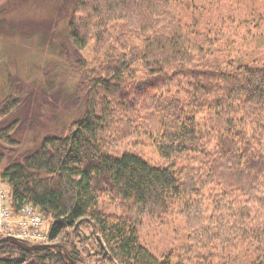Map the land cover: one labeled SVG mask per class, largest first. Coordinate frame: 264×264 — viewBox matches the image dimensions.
Instances as JSON below:
<instances>
[{"label":"trees","instance_id":"1","mask_svg":"<svg viewBox=\"0 0 264 264\" xmlns=\"http://www.w3.org/2000/svg\"><path fill=\"white\" fill-rule=\"evenodd\" d=\"M40 1L2 0L0 25L9 7ZM52 1L76 68H86L90 39L109 50L94 78L79 72L85 110L62 134L20 153L17 121L0 127L12 212L32 205L78 264L68 230L82 224L97 264H264V0ZM36 16L29 20L47 18ZM18 107L15 98L0 102V119ZM139 144L164 164L135 152ZM175 216L187 245L157 256L140 230ZM0 264L69 263L57 249L1 242Z\"/></svg>","mask_w":264,"mask_h":264},{"label":"rangeland","instance_id":"2","mask_svg":"<svg viewBox=\"0 0 264 264\" xmlns=\"http://www.w3.org/2000/svg\"><path fill=\"white\" fill-rule=\"evenodd\" d=\"M50 2L53 1L9 7L8 16L5 12L4 23L0 25V102L12 98L19 102L14 113L0 119V127L17 121L12 137L18 141L14 150L20 153L36 148L44 136L62 134L71 121L84 113L87 93L85 81L81 85L79 72L94 78L92 71L106 62L109 50L108 41L100 43L90 39L80 54L86 68H76L73 50L64 32L60 31L64 12L51 13ZM30 9L35 13L26 15L24 12ZM36 13L41 16L45 13L47 18L29 20L36 18ZM116 38V43L125 40L124 34ZM134 151L152 164H164L157 157L154 146L139 144ZM3 186L8 194L7 185L3 183ZM100 200L102 210L114 211L108 198ZM44 221L43 231L49 233L50 220L45 218ZM68 232L74 237L73 243L85 264H97V246L89 227L82 224ZM139 237L140 242L157 256L169 250L181 251L182 246L187 245L184 220L178 216L165 224L142 227ZM51 241L63 247L61 236Z\"/></svg>","mask_w":264,"mask_h":264},{"label":"built area","instance_id":"3","mask_svg":"<svg viewBox=\"0 0 264 264\" xmlns=\"http://www.w3.org/2000/svg\"><path fill=\"white\" fill-rule=\"evenodd\" d=\"M7 190L0 180V236L10 235L29 243H52L43 231L44 218L31 205L15 215L7 205Z\"/></svg>","mask_w":264,"mask_h":264},{"label":"water","instance_id":"4","mask_svg":"<svg viewBox=\"0 0 264 264\" xmlns=\"http://www.w3.org/2000/svg\"><path fill=\"white\" fill-rule=\"evenodd\" d=\"M1 242H9L12 243L16 246H18L21 250L30 252V251H35V250H42V249H57L59 253L65 258V260L69 264H78L74 260L70 259L67 253L63 251V247L61 245H50V244H32L29 245L26 242L20 241L12 236H4L0 238V243Z\"/></svg>","mask_w":264,"mask_h":264}]
</instances>
